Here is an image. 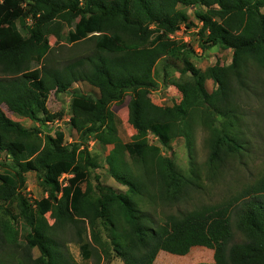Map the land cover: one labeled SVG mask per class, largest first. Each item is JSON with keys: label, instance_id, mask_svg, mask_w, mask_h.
<instances>
[{"label": "trees", "instance_id": "16d2710c", "mask_svg": "<svg viewBox=\"0 0 264 264\" xmlns=\"http://www.w3.org/2000/svg\"><path fill=\"white\" fill-rule=\"evenodd\" d=\"M180 5L195 10L198 25ZM181 26L197 29L202 48L232 50L231 63L194 69L191 47L170 39ZM49 36L69 44L92 38L94 50L53 66L47 63ZM179 56L181 74L190 72L192 80L174 81L180 103L158 106L148 98L155 65ZM252 67L264 71V0H0V105L43 129L61 117L47 109L53 89L65 93L75 83L97 89L96 98L74 93L71 104L81 115L69 124L80 140L93 137L112 146L108 173L125 188L91 185L89 170L97 164L86 147L65 144L60 131L42 140L0 109V158L16 165L0 173V264H76L57 236L61 229L75 230L84 260L99 249L122 264H153L170 238L176 246L203 245L213 252L212 263L198 264H264V174L226 200L190 205L201 190L200 167L194 162L183 175L147 139L152 135L167 148L173 137H184L190 146L199 122L210 131L203 164L208 174L220 173L227 159H241L245 111L235 98L250 92ZM207 79L217 86L214 92L206 90ZM125 94L135 130L129 143L119 140V119L109 108ZM218 116L225 119L222 129L210 124ZM28 172L37 173L47 194L35 207L18 194ZM63 175L70 176L65 183ZM234 231L242 241L234 242ZM87 232L96 247L82 237Z\"/></svg>", "mask_w": 264, "mask_h": 264}, {"label": "rangeland", "instance_id": "374dc122", "mask_svg": "<svg viewBox=\"0 0 264 264\" xmlns=\"http://www.w3.org/2000/svg\"><path fill=\"white\" fill-rule=\"evenodd\" d=\"M179 10H182L188 16V19L195 25H198L195 17L194 9L192 7L178 6ZM197 11L203 12L201 7H197ZM30 21L28 20V23ZM65 30L63 36L66 35ZM197 29L191 28L185 30L184 26H181L180 31L174 34L175 41L180 45L181 43L188 44L193 53H188V60L192 64L193 68L204 72L207 68L217 66H227L231 63L232 50L223 47L222 45L201 47L199 39L196 37ZM49 44L52 50L47 57V63L53 66H61L73 59L80 56L91 54L94 50L93 39L90 38L81 43L69 44L64 39L57 41L53 36L48 37ZM167 66H163V65ZM183 64L180 60V56L177 59L162 58L155 65V86L149 90V100L162 107H172L174 104H178L182 100V95L175 86L174 81H188L192 80V74L187 72L182 75L180 69ZM250 92L237 96L235 103L243 107L244 113V142L245 150L241 159H227L226 165L220 170V173L215 175L208 174L203 169V164L209 156V144L208 139L210 137V131L208 128L201 126L199 122H196L193 126V143L189 146L184 137H173L171 143L167 148H164L156 137L148 135L147 139L150 145L156 146L160 149L163 156L169 158L174 166L183 174L189 175L192 169V163H196L200 167L201 171V190L197 197V200H193V203L202 204H215L226 200L232 196H235L240 191L253 184L264 174V71L259 70L256 67L251 68L249 79ZM205 87L208 93L214 92L217 86L211 79L205 81ZM78 93L83 96H91L96 98L98 96V90L90 87L86 83H75L65 93H59L56 89L50 92L49 99L46 103L49 113H60L61 117L56 118L54 121L47 122L46 128H39L36 123H33L27 118L19 117L13 114L5 105H0V109L5 115L14 122L25 129L37 132L38 137L44 140L45 135L54 137L55 132H62L65 135V144L77 143L79 149L86 147L91 158L97 164V168L89 170L88 182L91 185L101 183L114 188L115 190H124L125 188L116 183L108 173V167L105 162L106 156L109 154L112 146H103L93 137L88 140H80L78 134L72 129L69 124V119L72 116H79L81 112L73 108L71 101L74 93ZM129 102V94H125L120 101L112 102L109 105L110 110L115 114L119 123L117 124V135L122 143H129L133 140L135 130L128 122V110L127 105ZM225 119L220 116L212 118L210 124L217 129L224 128ZM0 158V173L3 170L16 167L15 163L2 154ZM193 156V159L190 156ZM11 171V170H10ZM14 171V170H13ZM11 171V172H13ZM70 176L63 175V183ZM85 187V185H84ZM18 194L25 198L29 205L34 206L35 201L46 197V193L43 191L41 185V178L38 177L35 172H28L25 174L24 186L18 190ZM13 206L10 210L16 213V207ZM144 208L150 209L148 206ZM191 206H188V208ZM174 209L167 210L174 212ZM160 210H158L159 212ZM161 215V214H160ZM47 221L53 224L49 214L46 215ZM234 223V222H233ZM19 223L17 224V226ZM235 232V231H234ZM58 238H61L65 243V246L73 261L76 264H122L121 260L114 256L103 255L99 249H94L90 259L84 260L80 252V242L75 236V230L73 229H61L57 231ZM85 241L90 242V235H83ZM87 237V238H85ZM102 239L106 240V234L102 231ZM242 236L235 232L234 242L242 241ZM33 258H37L39 253L37 250L32 252ZM213 252L205 246L196 245L195 247H187L184 245H177L171 242L170 238H166L163 241L161 249L153 264H198V263H212Z\"/></svg>", "mask_w": 264, "mask_h": 264}, {"label": "built area", "instance_id": "2783aa9c", "mask_svg": "<svg viewBox=\"0 0 264 264\" xmlns=\"http://www.w3.org/2000/svg\"><path fill=\"white\" fill-rule=\"evenodd\" d=\"M174 34H175V33H174ZM174 34L170 35V39L175 40L174 37H173Z\"/></svg>", "mask_w": 264, "mask_h": 264}]
</instances>
